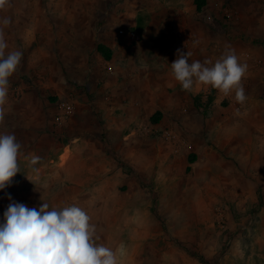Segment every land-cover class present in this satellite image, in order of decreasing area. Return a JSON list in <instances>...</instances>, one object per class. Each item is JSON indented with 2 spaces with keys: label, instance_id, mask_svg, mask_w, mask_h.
<instances>
[{
  "label": "rangeland",
  "instance_id": "obj_1",
  "mask_svg": "<svg viewBox=\"0 0 264 264\" xmlns=\"http://www.w3.org/2000/svg\"><path fill=\"white\" fill-rule=\"evenodd\" d=\"M36 6L84 11L92 46L80 60L72 45L52 47L68 56L45 62L39 53L49 47L22 38L15 44L5 30L10 49L23 56L10 77L0 132L14 134L21 149L20 172L0 190V223L12 202L37 210L43 202L50 209L77 204L119 264H264V0H36ZM125 12L137 13V26L119 23ZM78 13L70 14L74 23ZM121 29L135 31L138 41L125 42ZM173 40L201 62L214 61L225 46L234 49L248 65L245 103L204 87L179 114L155 106L98 108L109 97L93 76L98 59L107 60L103 53L143 55L147 47L161 53ZM59 102L74 109L62 122ZM32 155L40 160L30 167Z\"/></svg>",
  "mask_w": 264,
  "mask_h": 264
},
{
  "label": "clouds",
  "instance_id": "obj_2",
  "mask_svg": "<svg viewBox=\"0 0 264 264\" xmlns=\"http://www.w3.org/2000/svg\"><path fill=\"white\" fill-rule=\"evenodd\" d=\"M8 6L10 0H0V11ZM10 24V17L0 20V124L5 118L10 77L23 56L20 50L10 49L5 32ZM191 55L177 50V58L171 63L172 76L183 90L191 91L194 85L210 87L225 97L233 96L239 104L245 103L242 81L247 77L248 65L240 62L234 49L225 46L214 61L189 62ZM20 149L14 134L0 132V190L20 172ZM39 160L32 155L28 164L34 166ZM99 239L91 217L77 204L50 209L43 202L37 210L12 202L0 223V264H119L117 253L98 243Z\"/></svg>",
  "mask_w": 264,
  "mask_h": 264
},
{
  "label": "crops",
  "instance_id": "obj_3",
  "mask_svg": "<svg viewBox=\"0 0 264 264\" xmlns=\"http://www.w3.org/2000/svg\"><path fill=\"white\" fill-rule=\"evenodd\" d=\"M71 12H79L75 23L70 19ZM148 13L154 18L157 12L151 9ZM39 14L44 16L40 17ZM84 14L85 12H80L79 8L61 6L44 9L36 6V0H10V6L0 11V20L6 16L11 18V24L6 29L12 31L10 35H13L14 39L10 40L15 44L22 38L30 44L49 47L39 53L44 55L45 62L54 59L65 61L67 52L52 47L71 45L74 48L70 52L74 58L77 56L80 60V57L85 56L84 47L92 44L90 40L93 37V29L87 27ZM122 15L124 16L119 23L126 27L137 26V13L125 12ZM153 22L151 19L149 24ZM146 42L149 43L144 38L141 45L143 47L148 45ZM178 44L174 40L167 41L163 46L165 50L161 53H151L146 46L143 55H126L119 51L111 55L110 60L98 59L102 62L95 66L93 76L96 79L101 78V82L104 81L101 86H104L105 93L109 94L107 100L102 98L97 101L98 108L110 107L114 111L121 105L128 106L126 109H130V106L135 108L155 106L165 114H179L188 105L191 93H198L204 87L194 85L191 91H185L172 76L171 63L177 58ZM94 54V57L99 56L96 52ZM192 61L195 60L190 56L189 62Z\"/></svg>",
  "mask_w": 264,
  "mask_h": 264
},
{
  "label": "built area",
  "instance_id": "obj_4",
  "mask_svg": "<svg viewBox=\"0 0 264 264\" xmlns=\"http://www.w3.org/2000/svg\"><path fill=\"white\" fill-rule=\"evenodd\" d=\"M119 35L125 42L132 43L138 41L139 37L135 31L121 29ZM73 105L66 102H59L57 105V120L65 121L73 113Z\"/></svg>",
  "mask_w": 264,
  "mask_h": 264
},
{
  "label": "trees",
  "instance_id": "obj_5",
  "mask_svg": "<svg viewBox=\"0 0 264 264\" xmlns=\"http://www.w3.org/2000/svg\"><path fill=\"white\" fill-rule=\"evenodd\" d=\"M202 3H200V4H198V6H197V8H198V10H200L201 8H202ZM103 52V51H102ZM104 54V56H105V58L107 59V60H110L111 59V54L110 53H103Z\"/></svg>",
  "mask_w": 264,
  "mask_h": 264
}]
</instances>
